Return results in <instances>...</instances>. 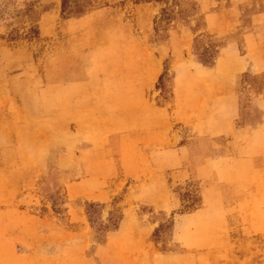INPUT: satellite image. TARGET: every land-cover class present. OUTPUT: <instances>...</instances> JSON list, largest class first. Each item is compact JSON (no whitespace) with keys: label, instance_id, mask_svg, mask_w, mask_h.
Instances as JSON below:
<instances>
[{"label":"rangeland","instance_id":"1","mask_svg":"<svg viewBox=\"0 0 264 264\" xmlns=\"http://www.w3.org/2000/svg\"><path fill=\"white\" fill-rule=\"evenodd\" d=\"M141 46L153 104L229 134L78 157L82 85L152 80ZM0 264H264V0H0Z\"/></svg>","mask_w":264,"mask_h":264},{"label":"crops","instance_id":"2","mask_svg":"<svg viewBox=\"0 0 264 264\" xmlns=\"http://www.w3.org/2000/svg\"><path fill=\"white\" fill-rule=\"evenodd\" d=\"M130 52L126 53L123 50L121 59L129 63L132 59ZM140 52V64L144 70L155 65L154 73L151 72V74H155V78L152 80L140 77V79L132 81L125 76L117 77L114 80V86L110 88L112 90L110 94H105L103 84L100 81L93 83V86L89 83L82 85L84 92H98V95L96 101L93 98L88 100L91 105L94 104L92 110L89 109V105H85L81 109L84 120L76 126V135L82 141L79 147L81 153L76 154L78 157L85 156L87 160H158V157L162 158V155H170V160H176L182 149L189 148L190 143L187 141L190 139L199 138L201 140L202 138L207 141L229 134L230 130L226 124L209 130H196L194 128L195 131L175 126L174 122L187 123L184 114L187 115L188 112L172 115L174 112L170 114L168 108L153 104L150 90L154 86L160 68L158 64L151 61L147 47L142 48L141 46ZM177 59L178 57L173 62L175 65L188 58L186 53H183L182 58ZM122 73L126 74L125 72ZM180 76V74L176 75L172 85L173 98L170 103L174 106L175 103L179 105L180 97L184 92V85L182 82L180 83ZM219 91L222 93L221 89ZM107 99L109 108L106 111L102 100ZM86 117L97 118L99 125L95 122L89 123L85 120ZM105 118H108L107 121ZM190 132L193 133V136H190ZM183 141L186 142L181 143ZM83 143L88 145H83ZM124 222L125 218L120 225L121 229Z\"/></svg>","mask_w":264,"mask_h":264}]
</instances>
